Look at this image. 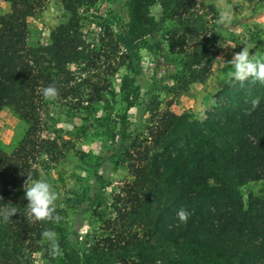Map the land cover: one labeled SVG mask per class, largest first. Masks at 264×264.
Listing matches in <instances>:
<instances>
[{
	"label": "trees",
	"instance_id": "trees-1",
	"mask_svg": "<svg viewBox=\"0 0 264 264\" xmlns=\"http://www.w3.org/2000/svg\"><path fill=\"white\" fill-rule=\"evenodd\" d=\"M2 1L10 11L0 14V111L12 108L28 127L12 152L0 148V211L17 209L7 222L0 218V264H35L41 251L48 264H264V197L243 191L264 180V84L232 79L203 118L159 108L168 81L187 88L211 72L204 57L218 53L226 30L217 7L108 0L107 36L97 51L85 28L99 18V0ZM51 1L65 19L48 45L31 46L29 19ZM143 51L152 58L150 75ZM99 61L110 73L123 69V100L149 114L146 120L113 116L112 78L76 74ZM48 86L56 97L42 95ZM58 100L81 118L82 131L101 138L99 152H82L97 187L79 188L56 207L60 221H33L24 188L64 154L44 136L42 111ZM121 167L131 179L108 197L103 190ZM180 209L189 212L186 223ZM46 229L57 233L55 256L41 238Z\"/></svg>",
	"mask_w": 264,
	"mask_h": 264
},
{
	"label": "rangeland",
	"instance_id": "rangeland-1",
	"mask_svg": "<svg viewBox=\"0 0 264 264\" xmlns=\"http://www.w3.org/2000/svg\"><path fill=\"white\" fill-rule=\"evenodd\" d=\"M206 4H214L221 12L226 10L230 16V22L223 32V41L220 44L218 53L215 56H205L203 62L211 63L209 74H199L194 82L187 88H180L181 83L168 81L165 92L159 98V108L170 109L177 114H194L196 117H205L214 104L218 101L220 93L231 82L232 66L229 61L240 52L246 45L250 48V55L256 53V58H264V0H202ZM94 11L99 18L85 28V35L89 38L92 48L97 51L102 49V37L107 36L104 30L105 20L111 10L108 0H99ZM161 8L160 4L152 6V13H156ZM0 9L4 6L0 4ZM127 19V15L125 14ZM64 15L58 4L51 1L50 6L37 12L29 19V44L31 46L48 45L51 42V35L57 26L64 21ZM114 31L116 28H112ZM108 40H105L107 43ZM147 75L151 74L152 58L149 53L143 51ZM98 67L78 70L77 65L72 66L73 70H78L77 75L84 72L82 78L98 80V77L112 78L116 88L117 104L113 109V116L120 117L126 115L130 120L136 121L140 117L146 120L149 114H143L137 106L123 100L120 93L121 77L123 69L110 73L99 61ZM101 65V66H100ZM112 74V75H111ZM86 92L89 85H85ZM42 118L45 122L44 136L57 142V146L64 153L56 158V161L46 169L41 170L39 179L47 180L58 194L56 207H65L68 197L79 188L87 185L97 187L93 174L87 170L86 162L82 159V152H99L101 138L93 134L87 135L81 130L82 120L74 115L72 110L58 101L50 103L42 111ZM28 125L21 119L12 108L4 107L0 111V148L12 152L18 142L23 137ZM131 179L127 169L121 167L115 173L111 185L103 190V193L111 197L116 193L125 180ZM99 187V186H98ZM245 197L250 193L255 196L264 197V180L252 182L243 189ZM71 218L78 220L70 212ZM90 222L88 216L83 220L84 231ZM35 264H48L42 256V251L35 255Z\"/></svg>",
	"mask_w": 264,
	"mask_h": 264
},
{
	"label": "clouds",
	"instance_id": "clouds-1",
	"mask_svg": "<svg viewBox=\"0 0 264 264\" xmlns=\"http://www.w3.org/2000/svg\"><path fill=\"white\" fill-rule=\"evenodd\" d=\"M230 22L229 13L222 10L219 13L218 25H227ZM232 66L231 76L241 83L245 81L259 82L264 84V58H256V53L250 55V48L246 45L240 52L236 53L229 61ZM58 94L54 86L45 87L42 95L45 98H54ZM260 98L257 97L251 101L252 109L259 106ZM29 181V177L27 180ZM24 197L26 204V219L33 221L58 222L61 217L54 214L56 212L57 192L52 185L45 179H31L28 186L24 188ZM17 213V209L5 208L0 211V218L7 222ZM181 222L186 223L189 218V212L186 209H180L177 213ZM41 238L50 244V254L55 256L59 254L60 248L57 243V233L46 229L41 233Z\"/></svg>",
	"mask_w": 264,
	"mask_h": 264
},
{
	"label": "crops",
	"instance_id": "crops-1",
	"mask_svg": "<svg viewBox=\"0 0 264 264\" xmlns=\"http://www.w3.org/2000/svg\"><path fill=\"white\" fill-rule=\"evenodd\" d=\"M0 4L4 6V10L0 9V14H5L10 11V3L7 1L0 0Z\"/></svg>",
	"mask_w": 264,
	"mask_h": 264
}]
</instances>
